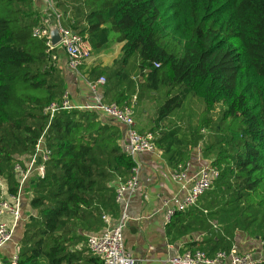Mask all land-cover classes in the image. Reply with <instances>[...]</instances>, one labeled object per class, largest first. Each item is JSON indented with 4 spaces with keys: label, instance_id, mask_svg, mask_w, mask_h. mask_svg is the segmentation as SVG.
<instances>
[{
    "label": "trees",
    "instance_id": "1",
    "mask_svg": "<svg viewBox=\"0 0 264 264\" xmlns=\"http://www.w3.org/2000/svg\"><path fill=\"white\" fill-rule=\"evenodd\" d=\"M51 1L61 24L92 52L124 43L89 80L106 78L105 102H155L152 131L167 165H186L200 149L220 171L197 204L172 215L168 241L200 235L180 251L208 256L230 252L240 233L264 246V0ZM46 24L36 0H0V179L7 191L18 189L14 161L33 153L43 134L51 150L21 226L19 264H103L88 235L105 231V216L120 218L115 181L127 179L135 161L120 125L100 111L44 114L67 90L59 60L33 35ZM196 98L205 109L194 124L183 110Z\"/></svg>",
    "mask_w": 264,
    "mask_h": 264
},
{
    "label": "built area",
    "instance_id": "2",
    "mask_svg": "<svg viewBox=\"0 0 264 264\" xmlns=\"http://www.w3.org/2000/svg\"><path fill=\"white\" fill-rule=\"evenodd\" d=\"M56 16L61 40L58 44L52 42L51 29L47 26L38 25L33 28V35L46 40L47 52L52 55L54 61L59 60V50L64 51L68 59V67L71 71L78 72L92 57V47L79 33L61 24V13L57 12L51 0H44ZM157 65V64H156ZM106 78L99 77L94 81H88L89 88L97 95L101 92V86L105 85ZM102 98V93L101 96ZM137 103L120 106L116 102L99 101L94 105L74 106L71 102L70 92L65 91L60 100L52 101L44 108V114L52 119L61 110L72 108L96 109L102 115L111 118L116 123L125 127L126 140L123 149L135 161L130 176L115 181L116 200L123 203L121 216L116 224H112L111 216H105L107 227L103 233L88 235V249L94 255L102 259L103 264H135L136 259L127 251L124 239V230L128 225L127 197L140 187V164L137 156L144 152H162L155 144L156 135L152 131L156 118L150 119L148 126L140 125L136 112ZM199 149V157L201 156ZM51 157V150L47 147L44 134L39 138L33 153L23 155L16 159L13 164V172L18 181L16 193L7 191L6 181L0 179V252L14 240L17 229L27 220L24 212L25 201L33 196V186L39 179L46 176V163ZM191 161L186 165L171 168V176L181 186L182 198L175 208H169L167 218L170 220L176 210H185L198 203L200 197L212 187L219 177L220 171L205 163L198 171L190 176ZM165 199L169 207V201ZM263 244V243H262ZM0 264H19V243H16L15 251L8 262L0 257ZM169 264H264V256H256L253 250L239 252L233 248L230 252L219 251L214 256H208L206 252L186 250L179 252L169 259Z\"/></svg>",
    "mask_w": 264,
    "mask_h": 264
},
{
    "label": "crops",
    "instance_id": "3",
    "mask_svg": "<svg viewBox=\"0 0 264 264\" xmlns=\"http://www.w3.org/2000/svg\"><path fill=\"white\" fill-rule=\"evenodd\" d=\"M40 11L47 18V27L54 29L56 18H53V10L44 0H36ZM56 17V16H55ZM124 43H116L113 46L101 51L92 52V57L88 63L78 72L71 71L68 67V59L64 51L59 50V63L63 67V74L67 83V90L70 92L71 102L74 106L94 105L99 101H104L100 94L95 95L89 88V74L96 67L109 66L122 54ZM136 112L140 125L145 127L150 124L151 118H156V104L154 101L145 99L138 103ZM103 120L111 119L102 115ZM120 125V124H119ZM123 130V143L126 140L125 127ZM140 164V187L137 191L128 195L127 217L128 225L124 230L125 246L136 259L135 264H169V259L181 252L182 245L187 240H197L200 235L188 236L176 243H170L166 235V226L169 222L167 211L175 208L182 198L181 186L171 176V167L167 165L158 151L144 152L137 156ZM192 166L190 176L194 175L199 167L206 162L199 157L191 160ZM169 207L164 200L169 198ZM25 201L24 212L27 214ZM124 204L120 205L121 210ZM118 219H112V224H116ZM22 224L17 229L14 240L9 242L0 252V257L4 262H8L15 251L16 243L23 234ZM235 250H253L256 256H264V246L258 239L247 236L245 233L237 235L234 245Z\"/></svg>",
    "mask_w": 264,
    "mask_h": 264
},
{
    "label": "rangeland",
    "instance_id": "4",
    "mask_svg": "<svg viewBox=\"0 0 264 264\" xmlns=\"http://www.w3.org/2000/svg\"><path fill=\"white\" fill-rule=\"evenodd\" d=\"M205 109V105L202 100L196 98V99H189L187 103L186 109L183 110V113H185V118L187 122H191L196 124L194 121L197 119L198 115ZM220 107H217L215 111L212 113L213 117H217ZM153 129V128H152ZM208 133H206L207 135ZM197 152H199V149H197ZM201 152V151H200ZM263 191L260 193L262 194Z\"/></svg>",
    "mask_w": 264,
    "mask_h": 264
},
{
    "label": "water",
    "instance_id": "5",
    "mask_svg": "<svg viewBox=\"0 0 264 264\" xmlns=\"http://www.w3.org/2000/svg\"><path fill=\"white\" fill-rule=\"evenodd\" d=\"M51 36H52V42L54 44H58L60 42L61 36H60L58 27H55L54 29H52Z\"/></svg>",
    "mask_w": 264,
    "mask_h": 264
}]
</instances>
